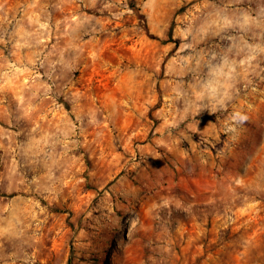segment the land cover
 Masks as SVG:
<instances>
[{"label":"rangeland","instance_id":"1","mask_svg":"<svg viewBox=\"0 0 264 264\" xmlns=\"http://www.w3.org/2000/svg\"><path fill=\"white\" fill-rule=\"evenodd\" d=\"M0 264H264V0H0Z\"/></svg>","mask_w":264,"mask_h":264},{"label":"trees","instance_id":"2","mask_svg":"<svg viewBox=\"0 0 264 264\" xmlns=\"http://www.w3.org/2000/svg\"><path fill=\"white\" fill-rule=\"evenodd\" d=\"M132 8H134V9H135V11H138V9H137V8H135L134 6H133ZM137 14H138V16H139V17L141 16L139 12H138ZM143 27H144V29H145V30H147V27H146V25H143Z\"/></svg>","mask_w":264,"mask_h":264}]
</instances>
